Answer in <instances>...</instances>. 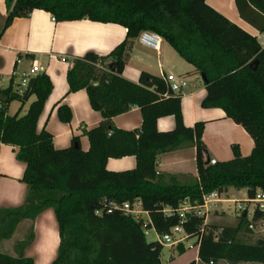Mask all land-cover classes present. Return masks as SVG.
Masks as SVG:
<instances>
[{
    "label": "trees",
    "instance_id": "obj_1",
    "mask_svg": "<svg viewBox=\"0 0 264 264\" xmlns=\"http://www.w3.org/2000/svg\"><path fill=\"white\" fill-rule=\"evenodd\" d=\"M240 17L264 33V0H234ZM6 16L0 35L14 18L43 10L55 21L88 19L126 29L124 39L108 54L86 52L66 72L67 93L85 90L100 122L86 131L87 151L75 137L69 147L55 149L52 135L37 131V120L52 90L45 73L29 78L19 94L12 85L0 89V144L15 148L24 164L21 181L27 191L17 207L0 209V242L10 239L23 220L33 221L52 209L58 245L52 264H162L163 246L148 242L144 229L167 234L180 223L165 208L196 207L203 196L244 189L247 202L264 193V47L257 39L210 7L206 0H4ZM148 30L158 34L194 71L205 77L202 108H219L251 137L253 148L243 156L231 146L232 158L210 163L202 141L204 121L185 126L179 94L170 92L163 76L141 73L137 83L122 76L133 41ZM256 61L252 70L249 65ZM35 99L24 114L9 116L8 104ZM141 113L137 129L124 130L112 118L131 107ZM57 118L71 120L67 105ZM173 116L172 130L158 131L157 119ZM184 147L195 148L196 177L156 171L157 156ZM134 156L135 167L109 171V158ZM138 202L147 220L134 219L121 207ZM205 217L184 212L182 228L194 239L200 264H264V238L243 241L254 224L264 221V210L254 207L247 219L242 211L235 226L208 225ZM34 240L32 227L13 246L14 255L0 253V264H34L25 249ZM183 254L182 243L176 245ZM186 264H195L190 261Z\"/></svg>",
    "mask_w": 264,
    "mask_h": 264
},
{
    "label": "crops",
    "instance_id": "obj_2",
    "mask_svg": "<svg viewBox=\"0 0 264 264\" xmlns=\"http://www.w3.org/2000/svg\"><path fill=\"white\" fill-rule=\"evenodd\" d=\"M206 3L227 20L254 36L258 43L264 47V39L261 37V34L264 33H260L240 17L234 0H206ZM5 16L4 0H0L1 21L5 20ZM2 24H4V21ZM2 24L1 26H3ZM125 32L126 29L120 25L94 22L88 19L53 21L49 13L37 9L31 11L27 17L14 18L0 35V89L9 85H12L15 89L20 81V74L28 72L32 63L36 62L40 66V70L32 74L31 77L45 73L52 83V90L37 120V131L44 128L49 132L52 135V144L55 149L69 147L73 138L76 137L81 150L87 151L89 142L86 131L95 127L100 122L101 116L99 112L91 108L85 90L67 93L66 72L71 67L73 60L81 57L86 52L91 51L102 56L108 54L124 39ZM172 51L175 52L163 39L160 42L159 49L153 50L142 46L135 38L123 68L122 76L134 83L139 81L143 72L154 76L173 74L174 76L184 77L188 82L190 77L196 79L200 76L194 71L193 66L184 60H167L175 57ZM187 65H190L192 69ZM172 69L176 70L175 74L171 71ZM186 88L188 89V86L178 93L181 99L183 123L185 126H192L196 121L205 122L202 141L205 144L209 159L215 161L231 159L232 145H237L243 156L249 155L253 148V142L248 133L240 125L226 118L221 109L201 107V101L205 96L204 84L194 90H186ZM34 99V96H30L24 104L16 100L11 101L7 107V114L9 116L16 113L19 115L24 114ZM62 104L67 105L72 113L71 120L68 123H62L57 118V107ZM141 120L139 109L133 106L129 111L113 117L112 123L117 128L133 130L140 127ZM174 126L173 116L161 117L156 121L158 131L172 130ZM135 164L134 156H124L109 158L105 167L109 171L119 172L131 170L135 167ZM23 171L24 164L15 159V148L0 144V209L17 207L24 202L27 187L21 181ZM156 171L169 175L196 177L195 148H179L157 156ZM231 189L233 188L219 194V201L216 202L231 200L227 199L228 196L232 197L233 192H230ZM222 195L225 198H220ZM248 204L246 202L245 207ZM215 213L221 214L223 211L219 208H213L212 211L205 209L206 224L220 227L233 226L216 223V220L222 216ZM251 214L252 211L249 213L246 210L247 219L251 218ZM142 215H146V220L148 219L146 213H142ZM53 216V210L49 208L42 211L33 221L23 220L22 222L29 221L31 223L34 240L37 236L36 232L45 233L48 230L51 237L54 236L53 239L58 245L56 220L57 237L54 231L44 228L45 225L52 222ZM262 223L264 221H258L254 226L261 228ZM188 240L190 246H195L196 253L197 247L194 244V239H185L182 244L184 245V242ZM33 242L25 249V256L32 258L34 264H48L46 254L44 255L46 258L41 262H37L33 257L27 255V250L32 247ZM0 253L13 256L12 253L1 251Z\"/></svg>",
    "mask_w": 264,
    "mask_h": 264
},
{
    "label": "rangeland",
    "instance_id": "obj_3",
    "mask_svg": "<svg viewBox=\"0 0 264 264\" xmlns=\"http://www.w3.org/2000/svg\"><path fill=\"white\" fill-rule=\"evenodd\" d=\"M3 21H1L0 19V31L2 28L1 24L3 23ZM173 53L175 57L167 60H183L176 52ZM187 66H189L190 68V65ZM171 71L174 74L176 73V70L172 69ZM189 80H190L189 82L186 80L188 89L194 90L195 88L202 87L203 85V81L200 76L196 77V79L190 77ZM188 89L186 88V90ZM183 94H185V92H183ZM230 192H233L231 194L232 197L228 196L227 199H231V200H220V203L217 202L209 203L206 209L209 211H212L213 208L221 209L223 213L221 214L215 213L219 216H222L216 220V223L235 226L239 222L240 216L242 215V211L246 209L247 212L250 213L254 209V204L249 203L248 206L245 207L247 202V197L244 189H240V190L235 189L234 191L233 189H231ZM221 197L225 198V196L223 195L220 196V198ZM238 205L242 209H238ZM139 217H141L142 220L144 221L146 220V215L140 214ZM261 225H262L261 228L259 226L256 227L254 226L250 233L247 232L243 233V235L241 236L243 241L248 243H254L257 239L264 238V233H262V231H264V223H262ZM30 228H31V223L29 221H24V222L21 221L18 224L11 238L1 241L0 251L12 253L14 255V251H13L14 244L17 241L24 239L27 233L29 232ZM44 228L51 229L52 231H54L55 236L57 237L54 216L52 217V222L51 223L49 222L48 225L44 226ZM36 234L37 236L32 244V247H30L27 250V255L33 257L35 261L41 262L43 259L46 258L44 256L46 254L47 255L46 260L48 261V264H50V262L54 259L55 256L57 242H55V240L53 239L54 236L51 237V234L49 233L48 230L45 233L38 231L36 232ZM146 239L148 242L156 240L155 235L152 231H150V233L146 236ZM189 246H190L189 240L184 242V247L186 249L183 254H179L177 252L176 247L174 246L171 247L163 246L161 252L162 264H186L189 261H193V260L195 261V258L197 257V254L195 253V247L191 248ZM221 264H225V263H221ZM240 264H259V263H240Z\"/></svg>",
    "mask_w": 264,
    "mask_h": 264
},
{
    "label": "built area",
    "instance_id": "obj_4",
    "mask_svg": "<svg viewBox=\"0 0 264 264\" xmlns=\"http://www.w3.org/2000/svg\"><path fill=\"white\" fill-rule=\"evenodd\" d=\"M52 20L54 21V18L52 17ZM262 39H264V34H261ZM138 42L149 49L158 50L159 45L161 42V37L156 34L155 32L144 30L139 33ZM40 66L36 64V62H33L31 65V68L28 72H22L20 74V81L18 85L16 86L15 90L17 93L21 94L28 83L29 78L32 74H35L39 72ZM164 80L170 90L173 94H178L180 91L187 86V81L184 77L180 76H174L173 74H166L163 76ZM211 164H214L216 161L214 159L209 160ZM219 201V194L217 192H212L208 195L203 196V203L200 206L191 207L184 205L181 208L178 209H170L165 208L163 212L167 215H171L174 213H177L180 217V223L177 226H174L171 228L170 232L167 234L159 235L155 233V231L151 229H144V234L147 236L150 231H152L155 235L156 241L162 245V246H176L179 243H182L185 239H187L183 228H182V221L184 219V212L192 211L195 215L198 216H206L205 215V209L209 203ZM248 203H253L254 207H257L259 210H264V193L262 192H256L254 198L248 201ZM126 213L132 215L134 219L140 218L139 215L142 213H145L141 210L140 205L138 202L133 203L132 206H130L128 203H124L121 207ZM238 209H242L240 206H238ZM205 222V220H204ZM191 248L195 247L193 245L189 246ZM198 248V246L196 245ZM197 254V249H196ZM195 264H198V258H195Z\"/></svg>",
    "mask_w": 264,
    "mask_h": 264
},
{
    "label": "water",
    "instance_id": "obj_5",
    "mask_svg": "<svg viewBox=\"0 0 264 264\" xmlns=\"http://www.w3.org/2000/svg\"><path fill=\"white\" fill-rule=\"evenodd\" d=\"M249 67H250L252 70H254L255 67H256V61L252 62V63L249 65ZM200 77H201L202 81L205 82V77H204V75L201 74Z\"/></svg>",
    "mask_w": 264,
    "mask_h": 264
}]
</instances>
